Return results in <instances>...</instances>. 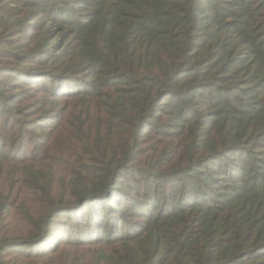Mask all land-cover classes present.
Masks as SVG:
<instances>
[{"label":"trees","instance_id":"16d2710c","mask_svg":"<svg viewBox=\"0 0 264 264\" xmlns=\"http://www.w3.org/2000/svg\"><path fill=\"white\" fill-rule=\"evenodd\" d=\"M0 264H264V0H0Z\"/></svg>","mask_w":264,"mask_h":264}]
</instances>
